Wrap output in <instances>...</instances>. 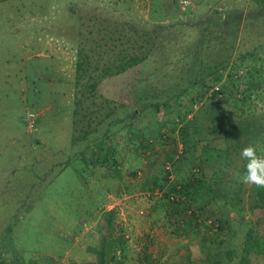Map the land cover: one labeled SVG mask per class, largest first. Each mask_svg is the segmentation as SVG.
<instances>
[{
  "label": "rangeland",
  "instance_id": "1",
  "mask_svg": "<svg viewBox=\"0 0 264 264\" xmlns=\"http://www.w3.org/2000/svg\"><path fill=\"white\" fill-rule=\"evenodd\" d=\"M179 2L0 1V264H99L91 249L104 264H264L245 250L264 239L257 187L240 181L241 150L264 157V0H191L189 13ZM121 23L138 28L135 44L117 46ZM78 31L95 80L118 52L149 49L97 116L76 105ZM89 125L91 142H73ZM168 174L207 185L190 196L192 217L164 199ZM218 179L227 200L209 190Z\"/></svg>",
  "mask_w": 264,
  "mask_h": 264
},
{
  "label": "trees",
  "instance_id": "2",
  "mask_svg": "<svg viewBox=\"0 0 264 264\" xmlns=\"http://www.w3.org/2000/svg\"><path fill=\"white\" fill-rule=\"evenodd\" d=\"M72 16L75 14L70 13ZM217 22H224V19H220L218 16L216 17ZM111 28V24L109 26ZM106 29H108L106 27ZM113 29L111 32L116 36V42L117 46L123 47L125 45H132L137 42V37L140 36V32L138 28H133L130 25L126 23H121V24H114ZM104 31V30H103ZM89 36L93 34L92 31H89L87 33ZM82 33L77 32V37L79 38V47H80V52L78 53L79 58L76 63V84L79 85L81 84L83 87H85L84 90H81V96L79 99L76 101L77 107L80 108L82 112H85V117L94 115L97 116L98 110L103 109L102 108V102L103 105H109L111 103L110 98H106V93H109L112 90H115V94L112 96H121V85H123V82L125 79L129 78V74L125 76V73H129L128 71L131 70L132 68H136L135 70L138 71L143 64L146 63V61L149 58V49L146 48L147 46H139V50L131 51V52H118V56H115V59L110 63L112 64L111 66H107L104 76H100V79L96 74H92L91 72V58L88 56L89 51L85 47V41L88 40V38L82 39L81 38ZM107 38V37H103ZM102 38V39H103ZM81 39V40H80ZM110 39V37H109ZM113 40L114 39H110ZM89 41V40H88ZM83 44H85L83 46ZM100 49H106L107 44H104L102 46H99ZM115 47H112L111 50L115 51ZM141 48L144 49V52L141 51ZM106 51V50H104ZM104 52H101L103 54ZM203 58V57H202ZM230 57H228L227 64H229ZM201 60L200 62H202ZM114 64H119L118 66H115ZM218 72V71H217ZM131 74V73H130ZM106 80V82H104ZM102 87L103 89L99 88ZM119 88L118 93L116 92V89ZM102 93H104L102 95ZM215 95L218 96L217 93ZM102 99L101 101L98 100ZM122 106L125 108H134V101L127 100L125 101ZM132 107V108H131ZM140 112L139 108H135V112ZM111 113L106 115V118H110ZM1 121V120H0ZM102 124L100 122L98 125ZM94 129V128H93ZM91 125L88 126L87 130L81 131V137L73 138V142H77L79 140H85L87 142H91V133H92ZM183 134L189 136L187 131L184 129ZM187 133V134H186ZM89 147H87L84 150H88ZM169 178H166V180L161 184L159 187L161 191H165L164 193V199L169 201L170 203V194L172 193H179L180 196H185L190 200L191 195H196V192L199 190L200 183H202L203 187L205 188L207 185L204 182H201L202 180L197 179H192L189 182H185L184 184L182 183L181 185L175 181L174 183H169ZM181 182V181H180ZM180 185L181 190H177L178 186ZM169 188H168V187ZM210 186V185H209ZM163 189V190H162ZM212 193H215L217 200H227L231 196V190L229 189L227 183L223 179H218L214 184H212L211 188ZM173 204V203H172ZM191 205V204H190ZM184 210V209H183ZM186 213V209L183 211ZM253 212L259 217L263 218L264 217V188H258L255 190V196H254V205H253ZM115 217H114V212L113 211H108L104 212L102 214L101 218V226H102V231L103 234L107 237V245L109 248L113 244H115L116 240L115 238ZM225 222V221H224ZM224 222L222 220H218V230L216 232H222L224 229ZM117 243V242H116ZM106 247V245H105ZM245 250L247 253L254 251L257 254H260L264 252V239H258L255 240L254 238L250 237V239L246 242L245 245ZM92 253H98L99 255V264H104L105 262V255L106 252H98L95 249H91Z\"/></svg>",
  "mask_w": 264,
  "mask_h": 264
},
{
  "label": "clouds",
  "instance_id": "3",
  "mask_svg": "<svg viewBox=\"0 0 264 264\" xmlns=\"http://www.w3.org/2000/svg\"><path fill=\"white\" fill-rule=\"evenodd\" d=\"M189 0H181L182 6H187ZM241 158L246 161L245 172L240 177L244 184L264 188V157L257 154L254 145H248L241 150Z\"/></svg>",
  "mask_w": 264,
  "mask_h": 264
},
{
  "label": "built area",
  "instance_id": "4",
  "mask_svg": "<svg viewBox=\"0 0 264 264\" xmlns=\"http://www.w3.org/2000/svg\"><path fill=\"white\" fill-rule=\"evenodd\" d=\"M179 3H180V7H181L182 12L189 13V11H191V8H192L191 0H189L187 6H182L181 0H180ZM214 93H217L218 95H221L222 90H220V87H216L215 90H214ZM167 168H168V170H170V166L169 165L167 166ZM140 174L141 173H139V175ZM167 177L171 180L170 183H174L176 181V179L174 180L173 177L170 176L169 174H168ZM180 185L178 186L177 190H181L182 189V188H180ZM159 193H160V191H159ZM170 202L173 203V204H176V205L183 206L184 207L183 209L184 210L186 209L185 215L188 216V217H192L195 214L194 208H192V206L190 205V200L188 198H186L185 196H180L179 193H175L174 192V193L170 194ZM207 223L209 225V226L207 225V227L213 229L214 231L218 230L219 224H218V222L216 220L209 219Z\"/></svg>",
  "mask_w": 264,
  "mask_h": 264
},
{
  "label": "crops",
  "instance_id": "5",
  "mask_svg": "<svg viewBox=\"0 0 264 264\" xmlns=\"http://www.w3.org/2000/svg\"><path fill=\"white\" fill-rule=\"evenodd\" d=\"M0 1H2V0H0Z\"/></svg>",
  "mask_w": 264,
  "mask_h": 264
}]
</instances>
